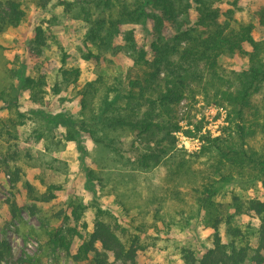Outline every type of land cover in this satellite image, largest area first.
<instances>
[{
    "label": "trees",
    "instance_id": "trees-1",
    "mask_svg": "<svg viewBox=\"0 0 264 264\" xmlns=\"http://www.w3.org/2000/svg\"><path fill=\"white\" fill-rule=\"evenodd\" d=\"M80 1L81 10L88 16L91 8L98 12L91 33L103 45L111 42L109 36L103 35L104 26L111 31L115 26L151 22L154 26L151 52L137 46L133 30L124 31L129 57L138 74L129 80L123 93L107 88L101 94L104 85L98 80L90 81L80 90V118L33 114L48 117L50 123L67 128L69 141H76L85 133L102 148L94 157L97 169L88 168L87 178L112 195L127 215L135 212L136 217L131 216L135 232L124 227L109 210L97 208L96 227L88 238H83L75 228H67L65 232L61 228L46 230L47 247L63 251L74 264H111L108 254L115 259L135 261L139 251L145 249L142 235L149 229L161 232L160 225L171 230L199 219L214 230L213 243L200 257L184 249L187 264H264V199L243 196L235 189L225 190L236 184L245 192L258 184L264 188V141L259 143L260 138L264 139V38L254 37L256 24L235 19L233 10L222 12L216 5L220 0ZM192 1L197 16L191 25L187 17ZM39 2L45 7L48 0ZM22 5V0L0 1V34L25 20ZM233 6L237 8V4ZM180 15L182 21H178ZM255 15L264 30V8ZM169 25L174 26L176 38L164 33ZM35 43L39 48L45 46L41 27L37 28ZM246 45L251 47L250 51L245 49ZM223 56L242 57L247 67L242 71L227 69L220 63ZM65 57L61 79L53 86L57 94L76 84L80 77L78 68L67 67ZM15 75L14 81L7 80L0 87V103L8 106L7 109L19 99ZM21 84L34 102L46 93L47 83L42 76L21 78ZM193 93L203 96L208 104L226 110V119L219 136H203L200 150L190 153L178 148L176 133L194 136L201 132L202 124L196 123L194 130L185 129L176 118L174 107ZM22 119L21 113L6 123L0 119V168L7 169L14 187L23 181L24 171L20 166L8 165L7 158L11 155L4 158L1 141L7 136L17 139V127L23 124ZM130 136L145 144V149L135 154L134 159L120 146ZM34 138L39 141L46 134L36 133ZM14 155L20 160H34L30 151ZM45 164L56 171L64 167L56 158ZM23 183L32 202L48 204L61 191L53 183L44 192L29 181ZM228 195L227 207L223 200ZM11 207L15 218H22V210L39 212L34 204L22 209L13 201ZM246 214L256 215L261 222L255 248L237 243L243 240L249 244L248 235L236 220ZM222 226L233 238L229 243L219 233ZM75 237L83 242L72 254ZM98 243L102 251L97 249ZM2 263L32 264L28 258L14 260L12 247L5 240L0 241Z\"/></svg>",
    "mask_w": 264,
    "mask_h": 264
},
{
    "label": "rangeland",
    "instance_id": "rangeland-1",
    "mask_svg": "<svg viewBox=\"0 0 264 264\" xmlns=\"http://www.w3.org/2000/svg\"><path fill=\"white\" fill-rule=\"evenodd\" d=\"M22 1V8L26 12L25 20L18 27H10L0 34V87L7 80L14 81L16 73L15 77L18 78L15 79V83L19 89L17 104L7 109L8 106L0 103L2 109L0 119L6 123L16 119L19 113L24 115L23 124L17 127V139L7 136L1 141L4 158L11 155L7 158L8 165L20 166L24 174L23 181L14 187L11 185L7 169L0 168V241L5 240L10 244L14 260L28 258L32 264H74L63 251L47 247L46 230L61 228L65 232L67 228H75L83 238H88L96 227L97 208H101L112 212L124 227L135 232L131 226L133 223L131 216L136 215L135 212H132L131 216L127 215L112 195L88 180L87 169H97L94 157L98 156L102 148L97 147L85 133L81 134L78 140L69 141L67 128L50 123L48 117L64 114L75 119L80 118V90L90 81L98 80L104 85L101 94L107 88L118 89L123 93L129 80L138 74L129 57L124 31L133 30L137 46L151 52L154 26L151 22L148 25L131 24L123 25L121 28L115 26L111 31L104 26L103 35L109 36L111 42L103 45L91 33L98 12L91 8V15L88 16L81 10L80 0H48L45 7H42L39 0ZM220 1L216 5L222 12L233 10L235 19L255 23L257 28L254 37L257 40L264 38V30L259 26L255 15L264 8V0ZM233 4H237V8ZM196 16V4L192 1L187 17L188 23L194 24ZM182 19L183 15H180L178 21ZM187 19L184 17L183 21L187 23ZM38 27H41L45 34V46L40 48L35 43ZM164 33L171 37L177 35L173 25L167 26ZM245 49L250 51L251 47L246 45ZM64 55L67 67L78 68L80 77L76 84L63 88L57 94L53 91V86L61 79L60 69ZM220 63L225 68L236 71H242L247 67L246 60L239 56H223ZM41 76L47 83L46 93L41 100L34 102L30 92L22 87L21 78ZM34 112L43 113L48 117L37 116L33 114ZM174 113L185 129L194 130L196 123L202 124L201 132L194 136H188L183 132L176 133L178 148L190 153L200 150L203 136L217 137L225 126L226 110L208 104L200 94L188 95L174 107ZM191 122L193 124L189 125ZM36 133H44L46 138L35 140ZM52 137L61 142L57 144ZM262 141L264 139L260 138L259 143ZM120 146L132 159L135 154L145 149V144L132 136L125 139ZM20 151L21 153L30 151L34 160L29 162V159L20 160L15 157L14 153ZM51 158L61 161L63 169L59 171L48 169L45 163ZM24 181H29L40 192H44L51 183L59 185L61 191L57 192V198L48 204L32 202L28 200ZM239 187L236 184L225 190L230 192L235 189L243 196L264 199V188L260 184L247 192ZM13 201L22 209L27 204H34L39 212L32 214L28 210H22V218H15L11 207ZM223 202L228 207L230 195ZM236 220L238 226L248 235L249 241L247 245L240 240L237 242L238 245L255 248L256 232L261 223L259 218L254 214H246L236 217ZM140 221L138 219L136 222ZM160 227L161 232L149 229L142 235L145 249L139 251L135 261L115 259L112 254H108L110 263L187 264L183 258L184 249H190L200 257L212 246L215 232L204 226L199 219L188 226L173 227L171 230L163 228L162 225ZM219 233L224 242L232 241L233 238L224 226L219 229ZM82 242L80 238H74L72 254L76 253ZM96 247L102 251L99 243Z\"/></svg>",
    "mask_w": 264,
    "mask_h": 264
}]
</instances>
